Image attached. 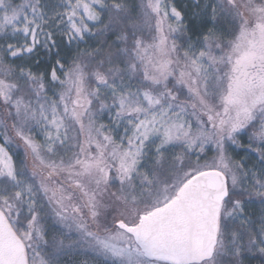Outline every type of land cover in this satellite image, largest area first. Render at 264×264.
<instances>
[{
	"label": "snow or ice",
	"instance_id": "snow-or-ice-1",
	"mask_svg": "<svg viewBox=\"0 0 264 264\" xmlns=\"http://www.w3.org/2000/svg\"><path fill=\"white\" fill-rule=\"evenodd\" d=\"M0 264H264V0H0Z\"/></svg>",
	"mask_w": 264,
	"mask_h": 264
}]
</instances>
